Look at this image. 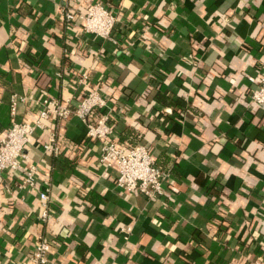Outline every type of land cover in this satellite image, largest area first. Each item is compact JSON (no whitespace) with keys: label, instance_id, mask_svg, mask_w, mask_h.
<instances>
[{"label":"crops","instance_id":"crops-1","mask_svg":"<svg viewBox=\"0 0 264 264\" xmlns=\"http://www.w3.org/2000/svg\"><path fill=\"white\" fill-rule=\"evenodd\" d=\"M117 20L110 39L65 28L62 10L85 0H0V138L33 121L43 97L107 101L114 138L144 145L168 174L157 198L117 187L99 143L77 117L45 121L23 150L38 185L50 180L52 218L39 191L0 174V264H31L35 239L50 264L264 262V106L247 105L264 70V0H92ZM58 133L60 154L43 153ZM173 188V189H172Z\"/></svg>","mask_w":264,"mask_h":264},{"label":"built area","instance_id":"built-area-1","mask_svg":"<svg viewBox=\"0 0 264 264\" xmlns=\"http://www.w3.org/2000/svg\"><path fill=\"white\" fill-rule=\"evenodd\" d=\"M86 10L82 13L74 12L70 7L62 10L65 28H69L73 21L79 20L83 32L102 39H110L116 23L115 14L99 1L85 0ZM84 74L79 78L83 86L81 98L75 106L68 100L59 101L53 98H41L39 108L33 121H16L14 119L16 105L26 98L12 94L10 96V126L0 138V174L5 171L12 176L19 177L22 187L27 191L37 188L39 191L38 219L46 225L53 217L50 197V180L45 178L41 185L34 179L37 167L35 163L23 164L25 158L23 150L29 143V138L37 129L45 127V121L66 120L74 116L86 125V137L99 143L98 162L115 170V184L127 192H137L147 198H157L166 193L168 174L160 168L148 149L142 145H126L114 138L113 128L109 120L111 112H104L107 101L87 86ZM247 105H264V70L259 76L257 87L249 92ZM61 140L58 133L49 134L47 142L40 148L43 153L51 156L60 154ZM173 189V188H172ZM52 246V240L42 234L35 239L30 256L31 264H50L47 254ZM251 264H264L263 261L253 260Z\"/></svg>","mask_w":264,"mask_h":264},{"label":"water","instance_id":"water-1","mask_svg":"<svg viewBox=\"0 0 264 264\" xmlns=\"http://www.w3.org/2000/svg\"><path fill=\"white\" fill-rule=\"evenodd\" d=\"M264 106V105H263Z\"/></svg>","mask_w":264,"mask_h":264}]
</instances>
